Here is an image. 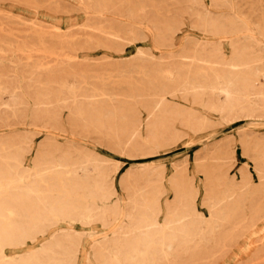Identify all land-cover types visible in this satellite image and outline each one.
Segmentation results:
<instances>
[{"label":"rangeland","instance_id":"374dc122","mask_svg":"<svg viewBox=\"0 0 264 264\" xmlns=\"http://www.w3.org/2000/svg\"><path fill=\"white\" fill-rule=\"evenodd\" d=\"M0 264H264V0H0Z\"/></svg>","mask_w":264,"mask_h":264},{"label":"bare ground","instance_id":"6f19581e","mask_svg":"<svg viewBox=\"0 0 264 264\" xmlns=\"http://www.w3.org/2000/svg\"><path fill=\"white\" fill-rule=\"evenodd\" d=\"M97 1V0H96ZM99 3V2H98ZM252 35V34H251ZM66 36V35H65ZM240 36V35H239ZM27 38H28V36H26ZM109 37H112V36H109ZM50 39H52V38H50ZM53 40V39H52ZM86 40V39H85ZM50 41V40H49ZM81 41V40H80ZM51 42V41H50ZM68 42V41H67ZM47 43V42H46ZM65 66V65H64ZM72 68L73 67H71V70H72ZM138 68V67H137ZM74 69V68H73ZM74 71V70H73ZM72 71V72H73ZM68 72V71H67ZM65 75V74H64ZM65 78H67V77H65ZM66 85V84H65ZM88 100V99H87ZM57 177V176H56ZM10 182V181H9ZM8 189V188H7ZM49 190V189H48ZM14 191V190H13ZM44 196V195H43ZM29 198V197H28ZM60 205V204H59ZM58 206V205H57ZM60 207V206H59ZM11 215V214H10ZM137 256V255H136Z\"/></svg>","mask_w":264,"mask_h":264}]
</instances>
